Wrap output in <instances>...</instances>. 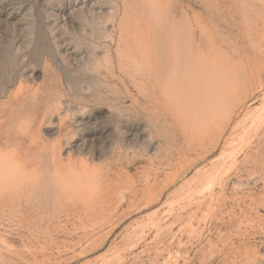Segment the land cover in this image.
<instances>
[{
    "label": "rangeland",
    "instance_id": "374dc122",
    "mask_svg": "<svg viewBox=\"0 0 264 264\" xmlns=\"http://www.w3.org/2000/svg\"><path fill=\"white\" fill-rule=\"evenodd\" d=\"M0 264H264V0H0Z\"/></svg>",
    "mask_w": 264,
    "mask_h": 264
}]
</instances>
